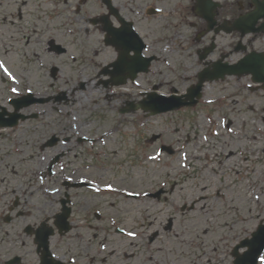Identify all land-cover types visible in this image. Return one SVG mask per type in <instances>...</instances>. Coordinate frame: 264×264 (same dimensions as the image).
<instances>
[{
	"label": "rangeland",
	"instance_id": "rangeland-1",
	"mask_svg": "<svg viewBox=\"0 0 264 264\" xmlns=\"http://www.w3.org/2000/svg\"><path fill=\"white\" fill-rule=\"evenodd\" d=\"M178 1L186 6L190 0L152 2L175 11ZM11 4L7 7L12 17L0 5V104L8 106L14 96L27 92L54 101L24 111L38 114L36 120L0 131V215L7 216L17 197L18 210L25 213L19 218L13 212L10 224L0 220V254L7 259L21 253L19 244L12 241L8 252L1 241L15 240L25 226L46 220L52 226L68 192L73 230L51 240L67 264H233L234 246L264 222V91H253L249 78H230L204 90L205 102L219 97L225 102L199 107L192 114H121L126 103L140 101L152 83L161 82L160 90L167 93L173 86L182 91L194 81L188 78L194 73V52H187V42L174 36L168 19L142 16L139 27L149 40L166 38L176 51L165 52L158 44L162 71L141 75L120 90L107 88L102 83L106 77L100 75L116 56L105 46L101 30L89 22L106 13L101 0ZM54 45L67 53L59 54ZM53 67L60 72L55 80ZM60 93L67 101H55ZM154 135H161V143L177 154L162 155L159 140L151 142ZM52 136L61 142L42 149ZM79 138L90 143L78 144ZM57 155L63 157L50 175L48 165ZM67 179L93 184L96 193L68 190L63 186ZM161 188L167 190L161 201L146 197ZM194 202V211H181ZM116 228L128 236L116 234ZM156 232L159 238L151 244Z\"/></svg>",
	"mask_w": 264,
	"mask_h": 264
},
{
	"label": "flooded vegetation",
	"instance_id": "flooded-vegetation-1",
	"mask_svg": "<svg viewBox=\"0 0 264 264\" xmlns=\"http://www.w3.org/2000/svg\"><path fill=\"white\" fill-rule=\"evenodd\" d=\"M30 1V0H27ZM159 1V0H158ZM207 1V0H206ZM14 0H0V5L5 7V13L8 17H12L8 6H12L11 3ZM212 6L208 9V19H204L198 15V4L199 0H190L186 6H183L181 1H178L175 6H179L177 10L173 11L171 9H165L162 17L168 19L169 23L172 24L173 30L175 31V37H178L187 42L189 48L187 52L192 53L196 57V62L193 65V74L196 76L199 72L204 69H213L215 66L219 65H235L241 60L245 59L247 55L258 52L264 53V34H250L244 35L241 29L229 33L228 30L231 29L229 26L233 24L236 20L243 16L251 14L256 9V5L253 4L252 0H212ZM184 7V8H183ZM124 10L128 12L127 16L132 17L133 11L136 8L122 6ZM139 9V7H137ZM191 10V12L189 11ZM212 15V18L210 17ZM184 19L190 17V22H181L174 24L171 18ZM19 19H22L19 16ZM264 25V18L260 19L255 25L256 28H260ZM168 32V31H167ZM174 40L176 48L181 47L179 44V39ZM165 43L169 44L168 40ZM179 44V45H178ZM183 49V48H182ZM150 56H157L158 62L161 57L157 54ZM21 200H18V205ZM29 229V228H28ZM33 231V235L28 234L27 230L24 229V233L16 234V239L11 240L10 237L7 239V243L4 244L8 246V252L13 241L14 245L19 244L22 250L26 252L16 253L13 260L14 264H43L42 259L45 257L43 249L39 250L36 243V236L34 232L37 230V226L30 228ZM29 229V231H30ZM26 230V233H25ZM8 234V233H7ZM23 237L26 240H23ZM30 241V244L28 243ZM43 250V251H42ZM4 254H0V264H9L10 259H5ZM33 259V263L30 259ZM47 259V258H46Z\"/></svg>",
	"mask_w": 264,
	"mask_h": 264
},
{
	"label": "water",
	"instance_id": "water-1",
	"mask_svg": "<svg viewBox=\"0 0 264 264\" xmlns=\"http://www.w3.org/2000/svg\"><path fill=\"white\" fill-rule=\"evenodd\" d=\"M107 31H109V33H111L110 29H107ZM116 44V41H112V40H107V44ZM124 52H121V61H123L125 63V67L127 66L126 64V56L128 55V52L127 51H130L132 50V45L129 44L128 48L126 49V51L124 49H122ZM136 64H138V61L137 59H135L134 61ZM141 69L143 67H145V65H143L142 63H139ZM124 67V66H123ZM118 69H122V64L118 65ZM145 70V69H144ZM132 78H134V75H132ZM201 87V86H200ZM198 87V88H200ZM15 105L17 107V110L21 109L23 106H25L24 102L23 103H20L19 101L15 102ZM29 105V104H26V106ZM172 105L171 104H167L165 106V110H169L171 109ZM141 107H143L145 109V103L144 104H141ZM156 113V112H154ZM17 116L14 115L12 117L11 120L9 121H5L3 119H0V126L1 127H6V126H15V124H17ZM64 204V202H63ZM68 215H64L63 219L64 221L67 219ZM62 219V218H61ZM68 230V229H66ZM242 246H246L248 247V251L243 255V256H239L237 254L238 252V248L234 251V256L237 258V262L236 264H257L258 262V258L259 256L263 253L264 251V225H260L257 232H255L253 235H252V239L250 240H246L244 242H242Z\"/></svg>",
	"mask_w": 264,
	"mask_h": 264
},
{
	"label": "snow or ice",
	"instance_id": "snow-or-ice-1",
	"mask_svg": "<svg viewBox=\"0 0 264 264\" xmlns=\"http://www.w3.org/2000/svg\"><path fill=\"white\" fill-rule=\"evenodd\" d=\"M0 67H3V62L2 61H0ZM5 70V72L7 73V69L5 68L4 69ZM9 75H10V73H8ZM13 91H16L15 89H13ZM110 187V186H109ZM258 199V198H257ZM131 234V233H130Z\"/></svg>",
	"mask_w": 264,
	"mask_h": 264
},
{
	"label": "bare ground",
	"instance_id": "bare-ground-1",
	"mask_svg": "<svg viewBox=\"0 0 264 264\" xmlns=\"http://www.w3.org/2000/svg\"><path fill=\"white\" fill-rule=\"evenodd\" d=\"M94 89V88H93Z\"/></svg>",
	"mask_w": 264,
	"mask_h": 264
}]
</instances>
